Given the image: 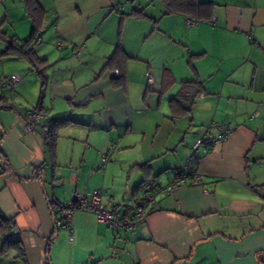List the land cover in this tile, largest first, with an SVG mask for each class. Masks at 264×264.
<instances>
[{
	"label": "crops",
	"instance_id": "obj_1",
	"mask_svg": "<svg viewBox=\"0 0 264 264\" xmlns=\"http://www.w3.org/2000/svg\"><path fill=\"white\" fill-rule=\"evenodd\" d=\"M201 1L211 17L192 25L164 0H40L44 86L25 58L0 51L13 64L0 57V264H264V0ZM8 2L2 21L19 43L32 24L22 0ZM117 47L127 59L107 67ZM11 74L20 82L2 89ZM189 80L200 91L181 95ZM37 105L48 124L70 119L54 152L39 126L26 129ZM224 122L226 140L194 148ZM187 164L198 182L157 191L133 233L80 209L72 239L55 226V202L74 191L100 189L127 212L143 181L167 186Z\"/></svg>",
	"mask_w": 264,
	"mask_h": 264
},
{
	"label": "built area",
	"instance_id": "obj_2",
	"mask_svg": "<svg viewBox=\"0 0 264 264\" xmlns=\"http://www.w3.org/2000/svg\"><path fill=\"white\" fill-rule=\"evenodd\" d=\"M119 9L123 10L124 5H119ZM187 22L196 25L199 21L195 19H187ZM214 22V20H211ZM61 46V42L56 43ZM81 50L79 46L77 48ZM145 77L150 84L154 83V77L149 73H145ZM20 82V77L16 74H11L1 83L2 89H7ZM26 129L28 131H35L37 126L40 127L41 133L47 137L49 133V125L45 121V115L42 111L36 109L34 106H28L25 110ZM216 133L213 134L212 130ZM233 132V128L229 123L224 122L220 124H208L204 133L199 135L194 141V148L201 147L204 151L211 148L214 143L222 142ZM100 161L105 163L108 158L105 154H101ZM197 174L189 167V164L184 166L182 174L173 175L172 182L167 186H161L156 180H146L141 186V194L134 200L131 209L127 212H121L117 208L108 207L101 201V190L93 189L87 193L73 192L71 197L66 202L56 201L53 210L56 212L54 223L57 228L67 230L69 239H72L71 216L74 210L80 209L92 212L96 215L97 220L113 230H125L133 233L136 225L145 219L146 211L150 203L154 201L157 191H169L173 186L185 183L189 175ZM198 178V177H197ZM196 178V179H197ZM192 183H196L193 181ZM156 189V190H155Z\"/></svg>",
	"mask_w": 264,
	"mask_h": 264
},
{
	"label": "trees",
	"instance_id": "obj_3",
	"mask_svg": "<svg viewBox=\"0 0 264 264\" xmlns=\"http://www.w3.org/2000/svg\"><path fill=\"white\" fill-rule=\"evenodd\" d=\"M22 1L24 6V11L26 15L29 17L32 24L31 32L27 37L21 39L20 42L17 43L14 36L7 35L4 31L2 32L0 30V39L6 42L5 53L25 58L29 62L31 69L35 71V73L39 77L41 81V85L44 86L48 79L47 68L49 63L47 59L40 57L35 52L33 45L39 42L40 32L42 31L46 22L47 10L43 7L40 0H22ZM164 2L167 6L168 11L184 13L188 15L191 19H195L199 21V20H207L211 17V3L209 2H203L201 0H164ZM126 59L127 56L125 55L124 51L121 48L117 47L115 52L110 57L107 58L106 66L112 68L120 67L122 62H124ZM120 77L121 76L118 75L117 79H120ZM185 83L186 84L183 91L181 92V95H183L186 92V86L191 87L195 93L200 91L201 82H199L198 80H189L186 81ZM38 105L34 107L38 110H42ZM69 122L70 119H56L52 123L48 124L49 133L46 138L51 152H54L55 149L58 130ZM189 167L197 173V168L194 164L191 165L189 164ZM183 168L174 175L180 176L182 174ZM198 180H199L198 173L197 174L194 173L192 175H189L185 183H192L193 181L198 182ZM145 181L141 183L140 189ZM158 184L161 185L159 182ZM262 186H264V184H262ZM52 212L53 214L56 215V212H54V210H52ZM55 215L53 217H55ZM0 218L2 222L6 224L7 219L2 215H0ZM5 242L7 244L16 246L18 251L17 256L20 259L24 260V250L20 245V242L12 241L9 239L5 240ZM47 261H49L48 257H47Z\"/></svg>",
	"mask_w": 264,
	"mask_h": 264
},
{
	"label": "rangeland",
	"instance_id": "obj_4",
	"mask_svg": "<svg viewBox=\"0 0 264 264\" xmlns=\"http://www.w3.org/2000/svg\"><path fill=\"white\" fill-rule=\"evenodd\" d=\"M9 2L8 3H2L1 4V8H3V6L5 5V6H7V5H12V1L13 0H8ZM1 11H2V13L0 12V30L3 32H5L7 35H9V34H12L11 33V30H10V24H9V22H3L4 20V12H3V10L2 9H0ZM3 20V21H2ZM46 28H43L42 29V31L40 32V37H42V34H44L45 32H46ZM46 34V33H45ZM46 39V38H45ZM39 41H40V39H39ZM43 41H45L44 39H43ZM5 45H6V42H4V40H2V39H0V51H2V50H4L5 49ZM38 45H39V42H37V43H35L34 45H33V48H34V50H35V52L36 53H38ZM0 57H1V59L3 60L2 61V63L5 65V70H8V71H11V69H12V63H11V61L10 60H8V58L10 57L9 55H5V54H2L1 52H0ZM7 68V69H6Z\"/></svg>",
	"mask_w": 264,
	"mask_h": 264
}]
</instances>
